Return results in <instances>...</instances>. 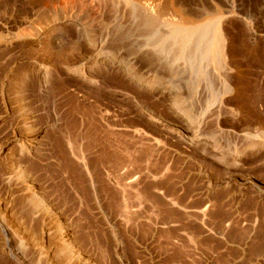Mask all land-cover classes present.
Masks as SVG:
<instances>
[{
    "label": "rangeland",
    "instance_id": "rangeland-1",
    "mask_svg": "<svg viewBox=\"0 0 264 264\" xmlns=\"http://www.w3.org/2000/svg\"><path fill=\"white\" fill-rule=\"evenodd\" d=\"M162 1L223 16L229 94L122 0H0V264H264V0Z\"/></svg>",
    "mask_w": 264,
    "mask_h": 264
},
{
    "label": "bare ground",
    "instance_id": "bare-ground-1",
    "mask_svg": "<svg viewBox=\"0 0 264 264\" xmlns=\"http://www.w3.org/2000/svg\"><path fill=\"white\" fill-rule=\"evenodd\" d=\"M122 1L124 2L125 6L127 7L130 6L133 9V11H141L144 14L149 15L151 23L165 22L166 24L169 25V27H171V30L168 33L167 37L164 36L165 38L163 37V39L170 40L171 43L174 41L177 43L178 47L176 46L175 47L179 48L180 54L176 57L175 59L176 61L185 60L186 62H191L189 60H193L194 63L198 64V66L194 70L195 72H200V69L203 65L205 66V68L208 67L209 65H213L216 66V69H218L220 72L224 71V78H222L221 87L224 91V95L229 94V92L232 90V87L234 86L232 85L233 82L231 83L232 78L230 75L231 72L230 67H234L236 69L240 67L237 58L238 47L233 42V37L232 36L229 37L225 32V30L223 29V23H222L223 16L220 13H212L199 18L197 17L198 15L196 16L191 15L175 6L172 9L173 10L172 13H168L165 6L166 4L164 5L162 0H152L151 2L149 3L147 2L145 4L141 3L139 0H122ZM165 23H163V25ZM158 36L161 35L158 34ZM176 43L174 44L176 45ZM167 47H169V45ZM233 84H235L236 86V83ZM240 87L241 85L238 88ZM23 174H21L20 176H22ZM31 192L32 194H30V197H28L30 198V200L27 201H32V204L34 205L35 209L41 208L42 207L41 204H39V202L37 201V197H36L37 195L34 193V191ZM32 239L35 240L34 238ZM68 241H69V236L64 234L60 240L62 252H64L68 247V243H67ZM58 247L60 248V244L58 245ZM43 251L44 250L41 249V253H43ZM47 259H48L47 261H49V258Z\"/></svg>",
    "mask_w": 264,
    "mask_h": 264
}]
</instances>
